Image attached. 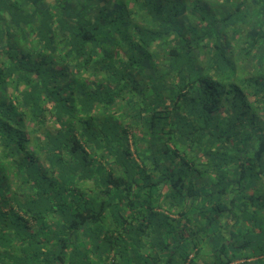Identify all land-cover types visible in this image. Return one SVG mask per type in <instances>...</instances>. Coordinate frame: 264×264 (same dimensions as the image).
Returning <instances> with one entry per match:
<instances>
[{"label":"trees","instance_id":"trees-1","mask_svg":"<svg viewBox=\"0 0 264 264\" xmlns=\"http://www.w3.org/2000/svg\"><path fill=\"white\" fill-rule=\"evenodd\" d=\"M0 264H264V0H0Z\"/></svg>","mask_w":264,"mask_h":264}]
</instances>
